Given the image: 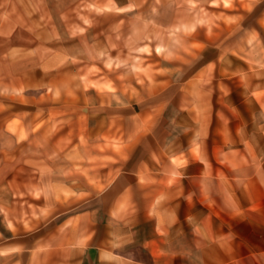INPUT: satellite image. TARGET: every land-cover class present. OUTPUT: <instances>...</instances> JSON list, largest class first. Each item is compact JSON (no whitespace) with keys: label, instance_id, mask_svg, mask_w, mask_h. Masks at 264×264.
<instances>
[{"label":"crops","instance_id":"0c3cea01","mask_svg":"<svg viewBox=\"0 0 264 264\" xmlns=\"http://www.w3.org/2000/svg\"><path fill=\"white\" fill-rule=\"evenodd\" d=\"M0 264H264V0H0Z\"/></svg>","mask_w":264,"mask_h":264}]
</instances>
